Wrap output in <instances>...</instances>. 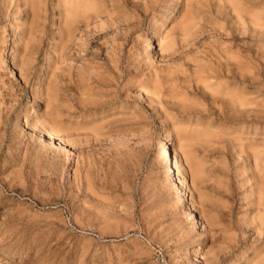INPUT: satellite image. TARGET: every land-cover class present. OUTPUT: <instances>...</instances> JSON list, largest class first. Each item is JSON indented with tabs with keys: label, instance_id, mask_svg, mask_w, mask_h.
<instances>
[{
	"label": "rangeland",
	"instance_id": "rangeland-1",
	"mask_svg": "<svg viewBox=\"0 0 264 264\" xmlns=\"http://www.w3.org/2000/svg\"><path fill=\"white\" fill-rule=\"evenodd\" d=\"M92 1L97 13L72 16L59 52L67 22L59 0H43L24 79L23 7L0 0V264H255L264 256V0ZM164 35L171 43L160 46ZM231 55L253 60L250 82ZM210 68L212 83L247 105L212 103L197 81ZM78 76L92 92H75ZM174 83L190 111L171 103ZM165 145L187 199L163 178Z\"/></svg>",
	"mask_w": 264,
	"mask_h": 264
},
{
	"label": "bare ground",
	"instance_id": "bare-ground-1",
	"mask_svg": "<svg viewBox=\"0 0 264 264\" xmlns=\"http://www.w3.org/2000/svg\"><path fill=\"white\" fill-rule=\"evenodd\" d=\"M16 2L18 3H21L19 6L16 7V9L18 10V8L20 6L23 7V15H24V20L22 23H19L17 25V27L19 28H23V26H26L27 25V29H22V32H21V41H22V59L19 58L21 61V63H19V69H20V75L22 76V78L26 79L28 74H29V61H26V58H25V55L28 54V49H29V45L32 41L33 38H36V35L40 34V31L38 30V25H39V20H40V12L43 10V0H15ZM15 2V3H16ZM95 4V2L92 1L91 3V0L88 1V0H59V5H60V8H59V5L55 6V8L58 9L59 13L61 14H64L62 16V20L64 19L67 23H66V29L65 30H60L58 31V35H59V41L61 42V45L57 48V50L59 52H61L63 50V48L65 47L64 44H66V40L69 38V35H70V26H71V19H72V16H76L79 14H84L85 12H89L91 10V12L93 13L94 11V14L97 13V5H93ZM100 8V7H99ZM96 11V12H95ZM100 10H98L99 12ZM257 14V13H256ZM254 14L253 16V13L251 14V17L252 20L256 19V20H259V17L258 15ZM86 15V13H85ZM256 15V16H255ZM185 16V15H184ZM258 17V18H257ZM182 20L185 19V17H181ZM186 20V19H185ZM184 20V21H185ZM255 20V21H256ZM64 21V22H65ZM181 21V20H180ZM186 22V21H185ZM184 24V22H182ZM181 23V26L179 25V27H181V29L179 30V33L180 35H184L185 33V24L188 25L190 23H185L184 25H182ZM189 28H191L189 26ZM187 32V30H186ZM167 36V37H166ZM184 37V36H182ZM167 38L168 35H164V37H160V40L158 41V45L161 46L162 42L164 44V42H170V40H168ZM180 38V37H179ZM165 40V41H164ZM167 40V41H166ZM59 42V43H60ZM65 42V43H64ZM169 44V43H168ZM166 44V46L168 45ZM170 46V48H169ZM167 48L171 49V45H169ZM232 49V48H231ZM264 50V49H263ZM262 50V51H263ZM260 52L258 54V57H261V59L264 61V52ZM172 52V51H171ZM169 53V52H168ZM232 56V57H231ZM231 60L233 61L232 64H230L229 66H232L234 69H235V72L237 73L238 75V78H245L247 80H249L252 76V73H253V70H254V65L251 63L253 62V60H248V58L246 57H243V60L241 61L238 60L234 55H231ZM227 57V55H226ZM229 57V58H230ZM250 59V58H249ZM216 63V62H215ZM31 67V66H30ZM140 68V67H139ZM194 68V67H193ZM192 68V69H193ZM56 69V68H55ZM156 70V69H155ZM166 70V69H165ZM168 70V69H167ZM166 70V76H168V71ZM154 71V70H153ZM228 71V69H227ZM142 72V71H141ZM160 72V71H159ZM162 72V71H161ZM171 72V71H170ZM200 74H198L197 76V81L200 82L207 90H210V93H209V100H211L212 103H215L216 101H218L220 104H224L228 107H231L233 108L232 110H234V112L237 110V108L235 107L237 105L238 109H240V107L242 108L243 105H247L244 100V95H241L240 93H238L236 90H231V91H228L229 88H225V89H222L220 87L219 84H216L215 83H212L211 80H216L219 76V73L218 71H216L215 69H208V71H199ZM174 73V71H173ZM225 73V72H224ZM140 74V73H139ZM144 74V73H143ZM164 74V73H163ZM171 73H169L170 75ZM78 75V74H77ZM87 75V74H86ZM142 74H140L141 76ZM160 75V74H159ZM159 75L157 74V71H155L154 73H151L149 75H147V77L154 83H152L154 86H151V84H149L151 87H154V90H157L158 89V86H159ZM165 76V75H164ZM171 76V75H170ZM169 76V77H170ZM193 76V75H191ZM91 77V76H90ZM146 77V79H147ZM78 79L79 82L77 83V86H76V91L75 92H78L79 95H83V94H86V92H92L93 91V88L90 86L91 84H89V80L88 82L84 80L83 77L81 76H78ZM167 78V77H165ZM164 77L162 78L163 80L165 79ZM171 78V77H170ZM147 79V81L149 80ZM180 79V77H179ZM149 80V81H150ZM167 80V79H166ZM165 80V81H166ZM183 81V80H182ZM167 82V81H166ZM181 82V81H180ZM250 82V80H249ZM98 83V82H97ZM100 84V83H99ZM47 85V84H46ZM146 86V84H145ZM177 85L172 84L171 85V88L169 91H171V94L170 92L168 93L169 94V98L172 100L171 103H173V105L175 104L178 108H177V112L179 113H184V112H187V111H190L191 109L194 108V106L191 105V103H189L186 99H184V97L182 98L181 95L182 94H178L179 92L176 90L177 87H175ZM46 88V87H45ZM149 88V87H148ZM183 88V87H182ZM151 89V88H150ZM153 89V88H152ZM169 89V88H168ZM1 90V89H0ZM98 90V89H97ZM164 90V89H163ZM46 91V90H45ZM95 91V90H94ZM159 91H160V87H159ZM242 91V90H241ZM239 91V92H241ZM155 93V91H154ZM150 94V93H149ZM152 94V92H151ZM157 94V92H156ZM243 94V93H242ZM0 95H2V92H0ZM5 95V94H3ZM88 95V94H87ZM155 95V94H154ZM158 95V94H157ZM79 96V97H80ZM186 96V95H185ZM222 96V98H221ZM246 96V95H245ZM2 97V96H1ZM89 97V96H88ZM87 97V98H88ZM166 97V96H165ZM3 99V98H2ZM11 101V100H10ZM245 101V102H244ZM3 102V101H2ZM6 102V101H5ZM87 102V101H86ZM244 103V104H243ZM6 104V103H5ZM174 105V106H175ZM223 105V106H224ZM244 105V106H245ZM4 107V106H3ZM13 107V106H12ZM221 107V106H220ZM235 107V109H234ZM230 109V108H229ZM1 110V109H0ZM3 110V109H2ZM231 110V111H232ZM4 111V110H3ZM10 111V109L8 110ZM238 111V110H237ZM2 112V111H1ZM7 114V113H5ZM5 117V116H4ZM1 118V117H0ZM3 120V119H2ZM50 121V120H49ZM52 125V124H51ZM92 128V127H91ZM58 130V129H57ZM82 130V129H81ZM41 132L45 133L48 138L53 141V140H57L60 144H65L66 142L59 138L58 135L56 134V132L53 130V129H49V128H45V127H41L40 129ZM180 148V146H179ZM185 148V147H182V149ZM251 148V147H250ZM181 149V150H182ZM180 150V151H181ZM255 150V149H254ZM184 151V152H183ZM182 153L180 155H182L183 157V162L185 163H190L188 164L191 165V162L192 165H193V169L195 170V172L192 170V173H193V176H196V178L198 177V175H200L198 178L202 177L200 171H203L202 168H200V164L196 163L195 161H193V159L190 157V154L185 150L183 149ZM255 153V152H254ZM185 163V164H186ZM160 164H162L164 166V170H163V178H165L166 180L167 179H170L171 180V183H172V188L174 189H178L179 192H180V196H182L184 199H187L186 197V191H185V187H183L181 181H179L176 177H175V174H177L181 168V165H177L175 164V162H173L172 158H171V155H169V152L167 150V147L166 145L163 147L162 149V156L160 158ZM191 165V166H192ZM190 167V169H192V167ZM263 169V168H262ZM264 170V169H263ZM203 174V173H202ZM260 174V173H259ZM264 175V174H263ZM184 178V177H183ZM260 179V178H259ZM261 180V179H260ZM259 181V180H258ZM259 199L260 201L258 202V205H259V208H258V212H262L261 215L258 217L259 218V227L264 230V195L263 197L261 198H257ZM255 218V217H254ZM251 219V218H250ZM262 253V252H261ZM255 264H264V256L261 257L259 260L257 259V261L255 262Z\"/></svg>",
	"mask_w": 264,
	"mask_h": 264
}]
</instances>
